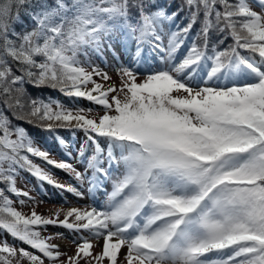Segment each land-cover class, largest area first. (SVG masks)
<instances>
[{
	"label": "snow or ice",
	"instance_id": "6c2138e0",
	"mask_svg": "<svg viewBox=\"0 0 264 264\" xmlns=\"http://www.w3.org/2000/svg\"><path fill=\"white\" fill-rule=\"evenodd\" d=\"M170 8L0 0V231L27 246L0 239V264H264V0ZM13 118L85 139L57 161ZM21 172L93 203L25 213L12 196L27 198L21 208L42 201L17 187ZM48 226L78 235L74 254L52 242L63 233L42 234Z\"/></svg>",
	"mask_w": 264,
	"mask_h": 264
},
{
	"label": "trees",
	"instance_id": "16d2710c",
	"mask_svg": "<svg viewBox=\"0 0 264 264\" xmlns=\"http://www.w3.org/2000/svg\"><path fill=\"white\" fill-rule=\"evenodd\" d=\"M160 2L162 4H169L171 5V8L169 9V11H174L176 10V5L179 3V0H160ZM181 15H183V13H181ZM186 20H177V23H180L181 25H183L184 23H186ZM199 27V24H197L196 26H194V30H193V35L195 34V30ZM228 42H231L230 40ZM183 51H181L179 53V56L183 55ZM28 91L30 92V94L33 97H39V98H44V99H54V100H58L61 103H63L64 105H66V103L62 100V95L61 93L54 91L52 89H48V88H32L31 86H28ZM71 103H77V98H72L71 97ZM67 106V105H66ZM68 106H72L71 104H68ZM8 115L11 117L12 114L8 113ZM13 122L16 124H20L23 125L28 133L33 137L34 141L38 144L41 145L42 149L48 150L50 153V156L52 157L56 148L58 147L62 150V152H67V151H72L73 155H76V151L79 148V146L83 143L85 137L83 132L81 131H69V130H65V129H59L54 133L42 130L38 127H33L31 124H27L25 123L23 120H19V119H15L13 118ZM57 136H59L60 138L64 139L66 141V144H70L72 143V146L66 147L65 145H61L59 140L57 139ZM58 150L56 151V154L58 156H60V158L57 160H62V159H67L66 157H63L62 155L58 154ZM35 162L40 164L42 167H44L46 170L50 171L54 178L59 181L61 179H66V183L65 185L68 184H72L74 186H77V181L74 179V177L69 174L67 171L65 170H57L55 167L47 165L46 162H44L43 160H38L37 158H34ZM19 177L21 179H26L28 182H31L32 184L35 185H40V188H44L47 189L48 187H52V185L43 183L41 184L33 175L27 173V172H21L19 174V176L17 177V181L19 179ZM60 194L66 198L67 200L71 201V202H78L77 199L69 192H66L62 189H59ZM38 194V192H36ZM33 197H35L36 195H32ZM18 197H16L17 199ZM41 200H43L44 202H48L47 198H42ZM42 214V213H41ZM62 217V216H61ZM43 234V233H42ZM72 236L74 237V239H78V235L76 233H72ZM23 247V246H21ZM30 251H32V249H29ZM35 251V250H34ZM38 254V253H37Z\"/></svg>",
	"mask_w": 264,
	"mask_h": 264
},
{
	"label": "rangeland",
	"instance_id": "374dc122",
	"mask_svg": "<svg viewBox=\"0 0 264 264\" xmlns=\"http://www.w3.org/2000/svg\"><path fill=\"white\" fill-rule=\"evenodd\" d=\"M179 55V53H178ZM182 56V55H181ZM112 56L111 54H108V61L109 63L112 62ZM96 63L100 64L101 67H104V63L102 61H100L98 58L96 60ZM109 71V74L112 76V81L110 82H106V83H116L117 86H119V80H118V77L114 71V69H106ZM71 97H67L65 95H62V100L66 103V105L68 106V104H71L72 106H81V107H84V108H93V109H97V110H100V106H97V105H94L92 104L91 102L85 100V99H82V98H77V103H74L72 104L71 103ZM69 146H72V143L68 144L66 147H69ZM56 150L53 154V156L51 157L52 159H59L60 156H58L56 154V151L57 149L58 150V154L62 155L63 157H66L64 154H62V150L58 147H55ZM75 156V155H74ZM57 170H61V169H58ZM65 179H61L59 182L60 183H65ZM77 183V186L78 185V182ZM17 187L18 188H21L23 190H26V191H29L30 192V195L32 196L33 194L36 195L35 198H36V201H42V203H38L37 205H33L32 203H28L27 206H24L21 208V206L19 205V200L20 199H27V198H24V197H18L16 199L15 196H12L13 200L15 201V206L24 211L25 213H29L30 212V209L35 206L36 207V211H38L39 213H42V214H50V212L54 211L55 209L57 208H60V207H63V208H68V207H71V206H79V207H86L90 204L93 203V201L90 199V198H85L84 200H81L80 198L76 197L77 199V203L76 202H70V201H67L65 199H63L62 197L59 196V193H57V187L55 188V191L53 192V194H51L49 197L45 196V192L43 189H40V191L38 192V194L34 191L37 187L34 186L32 183L28 182L25 178L24 179H21L19 177L18 181H17ZM49 191H51V189H48ZM72 194V193H71ZM73 195V194H72ZM43 197L47 198L48 199V202H44L43 200H41ZM97 200L100 202V203H103V200H104V197L102 194L98 195L97 196ZM63 217H61L62 219ZM53 233H63V236L64 238L63 239H54L52 242L53 243H57L59 246H60V250L62 252H66L68 255H72L74 254L75 252V248H76V243H74V241H77L78 239H74V237L71 235V231L70 230H67L65 228H62V227H53V226H48V229L47 231L43 232V235H49V234H53ZM2 238H7V240L14 244L15 246L17 247H27L26 245H23L21 244L19 241L13 239L11 236L7 235L5 232L3 231H0V239ZM79 238V237H78ZM93 243L95 244L96 241H93ZM100 245L102 246V240L100 241ZM30 249V248H29ZM34 251V250H32ZM101 251V247H96L95 248V252H99ZM123 252H126V249H122V253ZM22 264H28V261L25 259L22 261ZM81 264H83V262H81Z\"/></svg>",
	"mask_w": 264,
	"mask_h": 264
}]
</instances>
